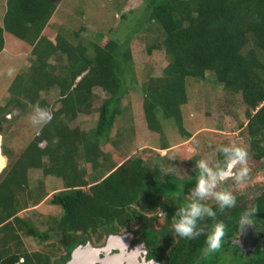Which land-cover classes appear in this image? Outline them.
I'll use <instances>...</instances> for the list:
<instances>
[{
  "label": "trees",
  "instance_id": "trees-1",
  "mask_svg": "<svg viewBox=\"0 0 264 264\" xmlns=\"http://www.w3.org/2000/svg\"><path fill=\"white\" fill-rule=\"evenodd\" d=\"M57 1L0 3L5 9L0 25V52L5 50V32L32 47L31 62L16 73L8 86L6 103L0 105V122L13 109L30 106L47 109L51 115L17 160L11 159L2 142L8 162L0 171V227L13 224L17 232L10 228L11 237L25 231L41 240L55 238L70 248L81 237L78 233L86 234V240L90 235L101 236L103 228L130 229L139 219L138 231L145 232L149 243L161 238L167 243L173 240L169 224L176 209L174 204L181 205L188 199L195 170L188 177H179L157 167L150 169L137 156L119 165L101 148L106 143L114 145L119 139V133L111 136V130L126 112L124 98L136 83L130 42L138 33H144L146 52H162L167 58L161 74L147 73L140 86L150 130L163 133V120L171 119L183 135L190 137L182 113V106L189 101L188 82L192 78L205 79L211 73L227 92L240 94L249 115L250 149L254 158L260 160L264 157V0H144L140 8L117 7L120 22H126L122 36L120 29L111 28L115 35L99 31L89 39L80 37L87 31L83 25L45 33L59 8ZM50 91L57 95L53 102L41 96V92ZM81 115H93L94 126H73L72 121ZM160 147L170 145L162 142ZM83 163L91 165V178H85L87 169L82 168ZM40 167L65 184L50 198L51 204L63 208L53 232H40L16 215L24 208L16 193L29 186L30 170ZM236 197L235 207L217 210L215 218L200 221L204 231L199 237L188 240L178 236L163 264H221L219 253L206 257L200 249L214 220L223 221L227 232L240 217L245 209L243 196ZM211 206L216 209V204ZM255 207L257 217L264 214V192ZM160 209L168 215L158 231L149 224L158 218ZM146 213L151 215L146 217ZM21 256L24 264H52L39 254L26 250L15 253L8 243L0 245V264H14ZM245 262L242 258L236 263ZM253 262L264 264L257 255Z\"/></svg>",
  "mask_w": 264,
  "mask_h": 264
},
{
  "label": "rangeland",
  "instance_id": "rangeland-1",
  "mask_svg": "<svg viewBox=\"0 0 264 264\" xmlns=\"http://www.w3.org/2000/svg\"><path fill=\"white\" fill-rule=\"evenodd\" d=\"M140 2L141 5L137 6ZM58 4L59 8L45 33H54L59 27L74 30L83 25L87 27V31L82 32L80 37L89 39L99 31L115 35L116 31L111 32V28L120 29L121 34L120 31L117 33L122 36L125 33L123 28L126 26V22L123 20L120 22L121 14L117 7L129 9L136 6L140 8L144 5V0H59ZM4 10L2 3L0 4V25L3 24ZM143 36L144 33H138L130 42L133 75L136 83L129 87V92L124 98L127 106L126 112L117 118L111 130V136H117L119 133L120 137L114 145L111 143L101 145L103 154L110 156L119 165L131 157H141L150 169L157 167L163 173L188 177L194 171L196 160L202 157L210 160L218 159L217 145L238 144L248 151L249 176L239 187L234 181H228L225 185L221 184L220 188L231 187L236 196L242 195V202L247 206V209L255 206L257 197L264 189V157L260 160L254 158L250 149V136L247 128L249 115L246 113L247 107L240 94L227 92L223 89L222 84L215 82L211 73H207L205 79L192 78L188 82L189 101L182 106L184 127L191 136L183 135L171 119L163 120V133L150 130L142 108L143 98L140 86L146 79L147 73L154 76L161 74L162 68L167 64V58L162 52H154L149 55L146 52V41ZM31 48L22 39L5 32V50L0 52V105L6 103L9 95L8 86L16 73L21 68H26L31 62ZM52 91L57 93L56 89ZM41 96L53 102L57 95L50 91L48 94L41 92ZM36 108L37 106H30L25 110L13 109L0 122V134L4 137L2 142L10 153L11 159L17 160L24 153L45 123L34 125L31 122V114ZM94 118L93 115H88V117L81 115L72 121V125L80 124L84 129H88L94 126ZM162 142H167L170 147L160 148ZM40 145L43 146L42 143ZM2 154L3 163L6 165L8 158L3 152ZM44 161L49 165L47 158H44ZM82 166L88 172H85V178H91V165L83 163ZM63 188H65V184L61 178L53 174H45L41 167L31 169L29 186L16 193L19 205L24 206L23 209L17 211L16 215L29 221L40 232H53V226L61 217L63 208L60 205L51 204L50 198L53 192ZM207 202L210 205H215L211 196ZM174 206L179 205L174 204ZM150 215L145 214L146 217ZM140 221L137 219L132 228L140 226ZM164 222L165 216L160 215L158 219L148 224L160 231ZM10 228H14L16 231L13 224L8 227H0V245L8 243L15 253L26 250L53 262L66 252L59 247L58 240L55 238L41 240L34 235H26L25 231H20L17 236L11 237ZM125 229L122 227L119 230L123 232ZM169 230L171 238L176 242L177 238L175 237L178 235L172 229V224ZM101 232L102 240H106L104 228ZM92 237L94 238L91 240L95 243L102 241H96L97 235H92ZM18 242H21L20 246L17 245ZM171 242L173 241L165 243L164 259L168 256L169 248L173 244ZM254 256L256 255H253V258ZM240 259L242 258L236 257L228 260L226 264H237L236 262ZM247 264L257 263L249 260Z\"/></svg>",
  "mask_w": 264,
  "mask_h": 264
},
{
  "label": "clouds",
  "instance_id": "clouds-1",
  "mask_svg": "<svg viewBox=\"0 0 264 264\" xmlns=\"http://www.w3.org/2000/svg\"><path fill=\"white\" fill-rule=\"evenodd\" d=\"M30 118L34 125H38L50 120L51 115L47 109L37 107ZM216 151L220 154V159L210 160L202 157L195 161V183L189 188L188 199L177 206L172 215V229L181 238L191 240L199 237L204 231L200 226L201 220L205 217L215 218L217 210L235 207L237 197L231 187L220 188V185L234 181L239 187L249 176L248 151L245 147L234 143L220 144L217 145ZM4 166L3 163L0 171ZM210 196L216 204V209L207 202ZM256 211L257 208L253 206L242 212L239 218L241 228L252 223L251 218ZM161 214L165 215L162 211ZM225 227V223L219 220H214L210 225L205 234L204 245L200 249L203 256L220 252L225 244ZM227 259V256L223 257L225 264Z\"/></svg>",
  "mask_w": 264,
  "mask_h": 264
},
{
  "label": "flooded vegetation",
  "instance_id": "flooded-vegetation-1",
  "mask_svg": "<svg viewBox=\"0 0 264 264\" xmlns=\"http://www.w3.org/2000/svg\"><path fill=\"white\" fill-rule=\"evenodd\" d=\"M264 192V189L262 193ZM262 193L259 195L261 196ZM258 196V197H259ZM257 197V198H258ZM257 200V199H256ZM244 204V203H243ZM244 210L247 209V206L244 204ZM243 210V211H244ZM162 209L158 211L159 216L162 215ZM242 211V212H243ZM241 212V214H242ZM240 214V215H241ZM168 213L165 212V221ZM158 216V218H159ZM157 218V219H158ZM239 218L235 221L234 225L227 230L225 235V244L222 250L218 255V262L223 264L225 261L223 260L224 256H227L228 260L234 259L236 257L244 258L245 260H252L253 255H257L261 257L262 261H264V214L260 217H257L256 214L251 218L252 223L245 225L241 228L239 223ZM156 220V219H155ZM154 221V220H152ZM166 222H164L165 224ZM172 224V220L169 224ZM164 226V225H163ZM138 226H133L132 229H125V231L121 232L120 227H114L112 230L105 231L106 240H102V236L96 237V241H101L95 243L91 240L92 235L89 236L86 240L83 238L86 234L80 235L79 240L70 248H66L64 244L58 243L60 248L65 250V254L59 258H56L52 264H163L165 259L163 257V249L165 246V240L161 238L157 242L149 243L147 236L143 230H139ZM170 231V230H169ZM133 232L134 237H129L124 240H109V234L115 233H127ZM175 238L178 237L176 236ZM130 239V240H128ZM173 239V238H172ZM174 245L175 241L172 240ZM168 244V242L166 243ZM169 248V252L171 247ZM122 249H121V248ZM80 249L78 254L76 250ZM167 253V255L169 254ZM252 257V258H251ZM167 258V257H166ZM226 261V262H227ZM25 259L23 256L19 257V259L14 264H24ZM248 262V261H247Z\"/></svg>",
  "mask_w": 264,
  "mask_h": 264
},
{
  "label": "water",
  "instance_id": "water-1",
  "mask_svg": "<svg viewBox=\"0 0 264 264\" xmlns=\"http://www.w3.org/2000/svg\"><path fill=\"white\" fill-rule=\"evenodd\" d=\"M1 144H2V135L0 134V167L3 166V161H2L3 154H2ZM128 233L129 234H127V233H120V234L110 233L109 234V240L110 241L111 240L115 241V240H118L119 239L121 241H124V240H126L129 237V235H130L131 238L134 237L133 232H128ZM128 240H130V239H128ZM79 251H80V249L76 250V253L78 254Z\"/></svg>",
  "mask_w": 264,
  "mask_h": 264
},
{
  "label": "bare ground",
  "instance_id": "bare-ground-1",
  "mask_svg": "<svg viewBox=\"0 0 264 264\" xmlns=\"http://www.w3.org/2000/svg\"><path fill=\"white\" fill-rule=\"evenodd\" d=\"M3 161V160H2ZM1 168V167H0Z\"/></svg>",
  "mask_w": 264,
  "mask_h": 264
}]
</instances>
